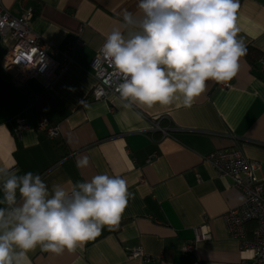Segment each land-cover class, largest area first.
Segmentation results:
<instances>
[{
  "label": "crops",
  "instance_id": "crops-1",
  "mask_svg": "<svg viewBox=\"0 0 264 264\" xmlns=\"http://www.w3.org/2000/svg\"><path fill=\"white\" fill-rule=\"evenodd\" d=\"M138 2L0 0L14 18L31 9L30 29L58 50L53 59L62 62L66 51L68 56L53 82L37 77L18 86L3 69L14 40L0 35V169L38 174L50 191L54 184L70 189L97 174L120 176L132 194L115 230L105 227L72 253L37 246L28 253L31 264H251V253L229 238L223 221L242 204L243 194L203 158L234 147L260 165L257 177L264 182V0H240L237 38L260 59L251 67L242 57L231 88L208 81L190 108L177 107L179 102L125 108L115 96L94 102L91 62L107 35L121 27L124 9L141 15ZM159 117L166 118L158 121L166 136L153 131ZM42 118L57 127V137L35 129ZM18 119L27 128L16 135ZM82 156L89 165L80 168ZM6 178H0V199ZM199 227H207L211 239L185 253ZM137 250L147 259L129 257Z\"/></svg>",
  "mask_w": 264,
  "mask_h": 264
},
{
  "label": "clouds",
  "instance_id": "clouds-1",
  "mask_svg": "<svg viewBox=\"0 0 264 264\" xmlns=\"http://www.w3.org/2000/svg\"><path fill=\"white\" fill-rule=\"evenodd\" d=\"M141 15L124 9L123 23L107 35L103 56L122 74L125 101L152 108L192 107L207 82L228 83L247 47L238 39L240 0H139ZM81 103H84L81 101ZM89 165L82 156L77 167ZM0 264H31L28 253L75 252L107 227L115 230L132 195L120 176L97 174L70 189L49 190L32 172L0 169ZM209 229L205 227V231Z\"/></svg>",
  "mask_w": 264,
  "mask_h": 264
},
{
  "label": "built area",
  "instance_id": "built-area-1",
  "mask_svg": "<svg viewBox=\"0 0 264 264\" xmlns=\"http://www.w3.org/2000/svg\"><path fill=\"white\" fill-rule=\"evenodd\" d=\"M32 17V10L27 9L21 17L14 18L0 4V35L9 36L14 40L4 59L3 69L8 73L10 80L18 86L37 77L51 83L68 62L67 51L62 52V62L53 59V56L59 52L32 32L30 29ZM79 44L76 42L68 51ZM102 46L91 62L94 84L89 97L94 102L107 100L111 96L121 99L118 88L122 83V74L103 56ZM260 65L264 68V60H261ZM217 86L221 89H229L232 86V80L226 84L217 83ZM164 119L166 118L159 117L155 121L153 131L166 136L167 130L161 128L158 122ZM26 128L25 121L18 119L14 133L19 135ZM35 129L49 139L59 134L57 127L51 125L46 118H42ZM203 160L213 168L218 177L230 178L234 188L243 194L242 204L238 208L229 210L223 216V221L229 238L239 242L240 250L251 253V264H264V182L257 177L260 165L246 159L234 147L214 151ZM249 224L255 226L248 237L245 228ZM194 233L193 243L187 244L183 249L185 253L192 252L196 243L211 239V234L205 231V227L196 228ZM129 257L147 259L139 250L131 252Z\"/></svg>",
  "mask_w": 264,
  "mask_h": 264
},
{
  "label": "trees",
  "instance_id": "trees-1",
  "mask_svg": "<svg viewBox=\"0 0 264 264\" xmlns=\"http://www.w3.org/2000/svg\"><path fill=\"white\" fill-rule=\"evenodd\" d=\"M244 59L250 64L251 67H255L256 63L260 59V54L253 48H247V55L244 57ZM254 226V224L250 225V228L248 229L249 236L251 235Z\"/></svg>",
  "mask_w": 264,
  "mask_h": 264
}]
</instances>
